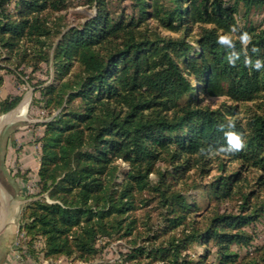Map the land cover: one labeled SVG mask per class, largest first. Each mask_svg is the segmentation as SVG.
Instances as JSON below:
<instances>
[{"label": "trees", "instance_id": "1", "mask_svg": "<svg viewBox=\"0 0 264 264\" xmlns=\"http://www.w3.org/2000/svg\"><path fill=\"white\" fill-rule=\"evenodd\" d=\"M73 1L0 0V71L46 110L23 258L39 261V245L50 264H91L124 240L122 264H264V69L243 54L230 65L217 42L232 34L241 51L247 32L264 60V0H80L96 12L72 25ZM21 100L2 98L0 115ZM230 119L245 149L204 155L226 144Z\"/></svg>", "mask_w": 264, "mask_h": 264}, {"label": "rangeland", "instance_id": "2", "mask_svg": "<svg viewBox=\"0 0 264 264\" xmlns=\"http://www.w3.org/2000/svg\"><path fill=\"white\" fill-rule=\"evenodd\" d=\"M95 12H96L95 7L82 4L80 0H74L67 14L68 22L71 23L72 25L83 23L90 17L94 16ZM196 48L198 49L197 46ZM42 68L48 69V66L44 63L42 65ZM0 73L4 77V83L0 87V100L7 95L20 94L22 95V100L20 101L18 106L20 107L22 104L27 103L24 117L16 118L14 120L9 121L7 124H5L2 127L0 131V167L2 165L5 166L6 171L8 170L7 171L8 175L11 176V178L9 179L13 180V181L10 180L11 182H13V184L11 185H8L9 183L7 184L5 175L1 171H0V183L8 188L11 187L9 189L12 191L15 189L19 190L18 201L20 202H18V209H17L19 216L21 212L22 204L24 203V201H22L23 197L27 196L28 194L35 193L37 190L36 182H37V170L39 166L36 165L33 167V170L29 169V171H27L28 169L26 168H23L21 170V168L18 167V161L16 160L17 158L16 156L18 155V154L16 155V153L21 148H17V147H21L22 144L25 143L24 139L26 138L22 135H25L27 133L28 135H30L29 143L32 144L34 147H36V150L37 148L40 150V144L37 141V137L42 135L44 127L43 125L39 124V122L45 120L46 110L40 108V106L37 103L33 104L32 106L30 105L32 99L40 95L39 92L35 90L34 86L27 85L25 83H20L15 75H13L12 73H8L5 70H1ZM36 77L37 79H35L33 82L37 80H41L43 78L44 79L47 78V76L43 74L42 71H38L36 73ZM52 79L53 77L51 76L48 79V82H50ZM220 100L222 99L221 98L208 99V101H211L214 104L219 102ZM28 127L34 129L32 133L34 135L31 134V130L26 131V128ZM40 127H42V130H40L41 129ZM120 162H121L122 173H120L119 179L124 177L123 171L127 170L129 167L126 162L122 160ZM24 173L26 174V176L25 175L21 176ZM193 193L196 199L202 200L199 191H193ZM18 225H19V220H18ZM255 226L257 230V235H256L257 239L255 243L256 242L262 243L264 239V222L261 221ZM249 230L252 231V228L250 227ZM18 243H19L18 238H16L13 246L11 247V251L13 250L12 252H14L15 255L13 256L21 262L20 264H45V260L42 258V252L39 251L40 250L39 245L35 247L39 252V261H35L34 259H31L28 254L26 255V257H24V259L21 258L22 252H20L17 248V246L19 245ZM196 250L199 253L203 251L201 246L196 247ZM126 252H128V246L124 240L110 241L103 249L101 256L97 258L95 261H93V263L91 264H122ZM212 259L213 256L210 257V260ZM56 264H79V263L78 260L68 261V260L60 259L59 261H57Z\"/></svg>", "mask_w": 264, "mask_h": 264}, {"label": "crops", "instance_id": "3", "mask_svg": "<svg viewBox=\"0 0 264 264\" xmlns=\"http://www.w3.org/2000/svg\"><path fill=\"white\" fill-rule=\"evenodd\" d=\"M1 116V115H0ZM42 130V127H40ZM2 129V128H1ZM0 129V130H1ZM31 130V134L33 133V128H26V131ZM41 132V131H40ZM34 135V134H32ZM31 135V136H32ZM24 136L25 143L22 144L19 151L16 153V160L18 161V167L33 170V167L40 164L39 162V152L40 150L34 147L29 143V136L27 133ZM23 139V138H22ZM16 148V149H17ZM0 171L5 175L7 180V184L11 185L9 179L11 178L8 175L5 166L0 167ZM13 181V180H12ZM17 183V182H16ZM11 188V187H9ZM5 185L0 183V264H20L21 262L17 260L14 256V252L11 251V247L13 246L19 229L18 225V195L19 190H10ZM24 201V200H22ZM23 203V202H22ZM14 255V256H13Z\"/></svg>", "mask_w": 264, "mask_h": 264}, {"label": "clouds", "instance_id": "4", "mask_svg": "<svg viewBox=\"0 0 264 264\" xmlns=\"http://www.w3.org/2000/svg\"><path fill=\"white\" fill-rule=\"evenodd\" d=\"M236 31L237 29L235 28V26H233L231 32L234 34ZM238 39L240 43L243 45L241 51L235 50L234 37L232 34H225L218 36L217 42L220 45L232 49V51H230L227 56L228 63L232 66H235L237 60H239L241 54H243L244 64L246 67H249L250 69H254L256 71L264 69V60L256 59L255 61H253L248 53L247 46L251 43L252 37L247 32H243L239 35ZM258 51L259 49L256 48L255 46H253L251 49L252 53H257ZM225 127L228 129L227 131H224L226 144L221 145L219 148L216 149H213L211 146H209L207 149H202L201 151L204 155L212 156V155L223 154L226 157L228 155L240 152L245 149L246 147L245 133L235 130L236 129L235 120L230 119L227 121L226 125H220L221 131H223Z\"/></svg>", "mask_w": 264, "mask_h": 264}, {"label": "bare ground", "instance_id": "5", "mask_svg": "<svg viewBox=\"0 0 264 264\" xmlns=\"http://www.w3.org/2000/svg\"><path fill=\"white\" fill-rule=\"evenodd\" d=\"M26 104L24 103L19 108H16L14 111L0 117V129L11 120H14L16 118H23L25 115Z\"/></svg>", "mask_w": 264, "mask_h": 264}, {"label": "built area", "instance_id": "6", "mask_svg": "<svg viewBox=\"0 0 264 264\" xmlns=\"http://www.w3.org/2000/svg\"><path fill=\"white\" fill-rule=\"evenodd\" d=\"M21 258H23V256H21ZM24 259V258H23ZM79 264H86V263H82L81 261H78ZM45 264H50L49 262L45 261Z\"/></svg>", "mask_w": 264, "mask_h": 264}, {"label": "water", "instance_id": "7", "mask_svg": "<svg viewBox=\"0 0 264 264\" xmlns=\"http://www.w3.org/2000/svg\"><path fill=\"white\" fill-rule=\"evenodd\" d=\"M18 107H19V106H17L16 108H18ZM16 108H14L13 110H11V111H9V112H7V113H4L3 115L8 114V113L14 111ZM3 115H1L0 117H2ZM0 131H1V130H0Z\"/></svg>", "mask_w": 264, "mask_h": 264}]
</instances>
